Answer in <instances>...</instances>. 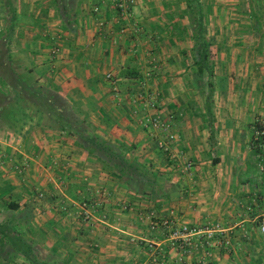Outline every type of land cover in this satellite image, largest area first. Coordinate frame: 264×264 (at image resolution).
Segmentation results:
<instances>
[{
	"label": "crops",
	"instance_id": "obj_1",
	"mask_svg": "<svg viewBox=\"0 0 264 264\" xmlns=\"http://www.w3.org/2000/svg\"><path fill=\"white\" fill-rule=\"evenodd\" d=\"M195 1L210 107L184 0H135L130 17L112 0H0V264H264V153L252 142L264 121V0ZM149 69L156 109L133 102ZM145 112L171 120L168 151L139 123ZM79 132L122 148L137 165L130 182ZM171 211L219 223L229 244L195 237L179 252L150 224Z\"/></svg>",
	"mask_w": 264,
	"mask_h": 264
},
{
	"label": "built area",
	"instance_id": "obj_2",
	"mask_svg": "<svg viewBox=\"0 0 264 264\" xmlns=\"http://www.w3.org/2000/svg\"><path fill=\"white\" fill-rule=\"evenodd\" d=\"M135 0H112V3L115 9L118 11L120 17L132 15V6L134 5ZM58 48L52 49V54L56 53ZM156 65L152 66V69ZM152 69L147 70L144 73V76L137 80L139 90L133 96V102L137 103L141 108H151L156 109L158 104V92L155 89L147 88L145 78H151ZM111 73H107L106 77L111 78ZM139 123L147 129L158 131L159 134L156 136L157 146L161 150L168 151L172 141L176 138L173 132H170L171 129V120H163L156 113L150 115L147 112L139 119ZM255 139L264 143V121L260 122L259 128L254 132ZM171 156V155H170ZM173 157V155H172ZM192 162H185V170H190L192 168ZM28 163L26 161L22 162L20 165L15 167L16 171L20 174L26 171ZM39 197H42L45 193L42 190H38L36 193ZM89 204L87 201L83 200L79 204V209L77 215L82 218L84 221H89L92 219V212L89 209ZM125 207V205H124ZM151 228L156 229L160 227L166 237L171 242V244L177 248L181 253H188L191 245H193L194 238L199 237V245L203 248H211L213 246H227L229 240L227 236H224L225 230L219 225V223L205 224L201 226L193 225L188 222L179 221L177 216L171 211L169 214L152 218ZM258 230L261 233H264V215L261 216L258 223ZM148 249L152 251V260L156 263L158 259L164 258L163 251L161 247L154 246L152 243L147 245Z\"/></svg>",
	"mask_w": 264,
	"mask_h": 264
},
{
	"label": "trees",
	"instance_id": "obj_3",
	"mask_svg": "<svg viewBox=\"0 0 264 264\" xmlns=\"http://www.w3.org/2000/svg\"><path fill=\"white\" fill-rule=\"evenodd\" d=\"M186 3L187 7V12L190 17V24L192 27V36L194 38V44H195V49L198 51V57L195 59V63L197 65V68L199 71H206L207 76H208V94L206 96V105L207 107H210V100L212 96V88H213V83H212V70L209 66L208 60H209V43L204 37V29L202 25V15H201V8L198 2L195 0H184ZM194 1V3H193ZM21 93L23 94V91H28V93H31L29 89L21 88ZM33 94V93H32ZM34 95V94H33ZM41 104H39V103ZM27 103L30 105V101L27 100ZM36 107L41 108L43 107V103L40 100L35 101ZM71 125V124H69ZM255 131L257 128H259L260 123L255 122L253 125ZM254 131V132H255ZM79 136L83 138L84 140L89 141L92 144H96V147L99 149H102L106 152L107 155L114 156L115 158H118V160H115L113 165L119 172V175L122 177H126V180L130 182V173L137 168V165L133 161H129L124 157V151L122 148L115 149L114 147L108 145L107 143H104V141L99 140L98 138L95 137H90L87 136L84 132H79ZM254 147L258 149V151H261V153H264V143L262 141L260 142L259 140L253 139L252 140ZM90 151H94L95 147H90ZM38 264V263H36Z\"/></svg>",
	"mask_w": 264,
	"mask_h": 264
},
{
	"label": "rangeland",
	"instance_id": "obj_4",
	"mask_svg": "<svg viewBox=\"0 0 264 264\" xmlns=\"http://www.w3.org/2000/svg\"><path fill=\"white\" fill-rule=\"evenodd\" d=\"M260 7H262V6H257V3L255 4V10H257V9H259ZM191 56L193 57V59L195 58H197L198 57V51H197V49H194V51H193V53L191 54ZM204 74V73H203ZM202 74V75H203ZM206 75H207V72H206ZM207 79H208V76H207ZM199 82L198 83H196V90H198V91H200V88H201V86H203V82H204V79L203 78H199V80H198ZM207 89H209V87H208V83H207ZM190 94H192V96H193V94H197V93H193V92H190ZM204 97V95H198V99H199V102H200V100H202L203 101V98Z\"/></svg>",
	"mask_w": 264,
	"mask_h": 264
}]
</instances>
